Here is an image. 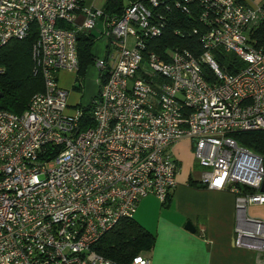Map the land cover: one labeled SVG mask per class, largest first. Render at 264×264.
<instances>
[{
    "label": "built area",
    "instance_id": "built-area-1",
    "mask_svg": "<svg viewBox=\"0 0 264 264\" xmlns=\"http://www.w3.org/2000/svg\"><path fill=\"white\" fill-rule=\"evenodd\" d=\"M161 7L197 10L198 54L176 47L166 60L147 49L165 28ZM261 20L264 8L238 0H136L119 15L80 0H0V47L35 23L31 56L43 80L23 112L0 109V264H121L93 246L133 217L140 198L166 200L179 170L171 149L182 139L203 168L200 181L235 196L234 244L264 255V219L248 214L264 205V155L232 137L264 130V48L250 38ZM99 23L108 51L94 60L89 117L85 106L67 113L57 74L77 72L76 37ZM215 50L243 66L225 71Z\"/></svg>",
    "mask_w": 264,
    "mask_h": 264
},
{
    "label": "crops",
    "instance_id": "crops-1",
    "mask_svg": "<svg viewBox=\"0 0 264 264\" xmlns=\"http://www.w3.org/2000/svg\"><path fill=\"white\" fill-rule=\"evenodd\" d=\"M82 1L85 6L104 8L107 0H100L98 4L94 0ZM241 2L250 6L264 4V0ZM81 19L79 12L78 21ZM102 30L99 23L91 32L95 38L94 58L103 57L108 51V40L100 34ZM91 70L96 73L95 82L98 84L94 63L88 66L86 74ZM57 80L67 90V113H72L76 106L88 105L81 99L82 82L79 84L76 72L60 71ZM73 90L81 91L80 96ZM171 150L179 166L176 186L164 202L151 194L140 198L133 214L136 223L153 236L150 249L139 255L148 259L149 264H264V255L234 244L235 196L228 189H210L200 181L203 168L194 160L191 141L182 139ZM251 207L252 210L254 207L261 209L264 205L250 206L248 214L253 216L249 213ZM187 222L193 231L186 228Z\"/></svg>",
    "mask_w": 264,
    "mask_h": 264
},
{
    "label": "trees",
    "instance_id": "trees-1",
    "mask_svg": "<svg viewBox=\"0 0 264 264\" xmlns=\"http://www.w3.org/2000/svg\"><path fill=\"white\" fill-rule=\"evenodd\" d=\"M136 0H107L104 10L110 14H121L124 7ZM241 2V0H238ZM83 4V1L80 0ZM264 8V4L261 6ZM165 16V28L159 38L147 41V49L155 51L164 59H168L164 54L165 50L179 48L187 49L194 54H198V35L193 34V28L202 31L201 25L197 22V10L192 9L191 14H186L178 9L171 8L165 11L163 7L157 9ZM37 36L35 23L31 24L30 32L24 39H13L0 47V109H5L13 113L23 112L30 97L43 89V80L39 73H34V63L31 58L32 44ZM251 43L256 48H264V20L255 25L251 31ZM92 33H80L76 37L77 57L79 67L77 79L82 82L88 66L94 63L92 47L94 44ZM213 56L219 66L227 72L233 73L243 66V61L233 53L215 50ZM205 78L213 79V73L207 66H203ZM85 117L90 111L89 105L85 106ZM85 125L90 124L89 118L85 119ZM234 140L254 151L259 155H264V130L260 131H239L232 134ZM153 243V236L144 230L132 218L122 219L110 230L102 235L95 243L93 249L104 257L121 264H128L132 258L143 251L150 249Z\"/></svg>",
    "mask_w": 264,
    "mask_h": 264
},
{
    "label": "rangeland",
    "instance_id": "rangeland-1",
    "mask_svg": "<svg viewBox=\"0 0 264 264\" xmlns=\"http://www.w3.org/2000/svg\"><path fill=\"white\" fill-rule=\"evenodd\" d=\"M100 0H94V3H99ZM32 58V56H31ZM33 62V60H32ZM96 73L94 72V70L89 71L87 74H85L83 80H82V93H83V97L81 98L83 101H85L86 103H90L92 100V96L94 94H96V92L98 91V84L95 82V75ZM72 92V91H71ZM76 92L78 96H80V92L81 91H76L73 90V93ZM92 94V96L88 97V95ZM83 104V103H82ZM255 209L252 210V207L250 208V214L252 213L253 216L252 217H258L261 219H264L262 217H264V208L260 207H254Z\"/></svg>",
    "mask_w": 264,
    "mask_h": 264
},
{
    "label": "water",
    "instance_id": "water-1",
    "mask_svg": "<svg viewBox=\"0 0 264 264\" xmlns=\"http://www.w3.org/2000/svg\"><path fill=\"white\" fill-rule=\"evenodd\" d=\"M2 94H0L1 96ZM186 228H188L189 230L193 231L194 229L192 228V225L190 223H186Z\"/></svg>",
    "mask_w": 264,
    "mask_h": 264
},
{
    "label": "snow or ice",
    "instance_id": "snow-or-ice-1",
    "mask_svg": "<svg viewBox=\"0 0 264 264\" xmlns=\"http://www.w3.org/2000/svg\"><path fill=\"white\" fill-rule=\"evenodd\" d=\"M217 183H219V181H217Z\"/></svg>",
    "mask_w": 264,
    "mask_h": 264
}]
</instances>
